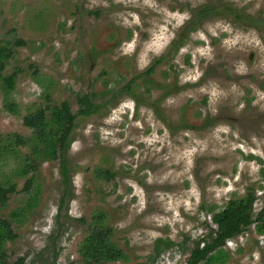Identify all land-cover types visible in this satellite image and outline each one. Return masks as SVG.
Segmentation results:
<instances>
[{
  "label": "rangeland",
  "instance_id": "1",
  "mask_svg": "<svg viewBox=\"0 0 264 264\" xmlns=\"http://www.w3.org/2000/svg\"><path fill=\"white\" fill-rule=\"evenodd\" d=\"M220 3L264 17V0H0V42H12L14 50L3 74L17 73L11 100L19 108V114L8 111L0 89V140L30 137L24 118L40 108L67 101L78 115V94L93 92L103 102L109 89L166 56L151 78L152 96L140 84L138 100L124 95L99 114L78 116L68 189L59 161L44 162L22 146L16 148L20 158L4 160L17 192L0 218L24 206L27 180L42 192L25 224H15L19 238L6 245L8 264H53L55 249L57 264H82L79 246L98 212L130 256L111 264L148 262L160 238L178 244L162 254L187 264L192 242L180 244L216 227L208 209L221 210L251 187L254 217L264 208V27L212 16L177 54L170 51L196 12ZM183 112L190 124L210 118L217 124L175 129ZM25 157L36 170L20 178L13 171ZM97 169L114 177L99 179ZM258 238L252 227L228 243V264H264Z\"/></svg>",
  "mask_w": 264,
  "mask_h": 264
},
{
  "label": "trees",
  "instance_id": "2",
  "mask_svg": "<svg viewBox=\"0 0 264 264\" xmlns=\"http://www.w3.org/2000/svg\"><path fill=\"white\" fill-rule=\"evenodd\" d=\"M218 15L230 17L238 24L264 27L263 16H253L228 3H220L214 6L208 5L196 12L193 19L188 22L179 37L172 44L170 51L173 52V55L177 54L185 46L191 34L200 24L206 19ZM14 44L17 46L25 45L23 41H17ZM12 46V42L7 44H1L0 42V89L5 96L4 107L13 114H19L18 105L11 100L16 86L17 73H13L10 76L3 74L7 64L14 55ZM165 59L166 56L156 59L143 73L136 75L117 89H109L106 94H109L110 98L103 102H99L97 94L93 92L78 94L77 101L80 106L78 115L73 113L70 103L66 101L60 105L40 108L25 116L24 125L32 131L30 137L9 135L7 138L0 140V180H2V183H0V208H6L11 197L17 192V187L12 182V176L3 170V167L7 166L5 163L8 158H20L19 152L16 150L17 147L28 148L31 151V154L28 155H33L44 162L59 161L63 181L66 189H68L71 184L68 154L73 143V133L77 126L76 121L78 116L89 117L99 114L111 102L119 101L124 95L132 96L138 100L137 91L140 84L146 93L152 96V92L156 87H154L155 83L151 78ZM165 74L168 75V71ZM175 90L178 92V89ZM172 92L170 89L167 90L163 98L171 95ZM150 105L155 109L160 118L165 120L159 103L152 102ZM196 116L200 117L202 114L197 113ZM182 122V126L175 127V129L205 130L217 124V120L214 118L206 119L200 126L190 124L184 121V112ZM23 159L22 167L13 171L15 176L20 178L36 170L34 162L29 157ZM4 160L5 163H3ZM96 177L111 180L114 175L110 171L97 169ZM34 184L33 179L27 180L22 192L28 195L29 198L25 201L24 206L12 211L8 219L0 218V264H8L7 243L15 242L19 238L15 231V224H25L27 216L39 204L42 192L40 187H34ZM260 188H263V186L260 185ZM256 201V190L254 187H251L244 197L231 199L221 210L208 209L207 213L212 216V223L216 227L208 225L209 232L206 235L201 236L195 241H191V238L186 237L184 242L180 244L186 246L189 242H192L187 264H228L230 253L226 250V245L229 241L237 239L246 231H251L252 227H254L257 235H264V208L254 217ZM63 208L64 203L62 202L61 209ZM93 224L90 233L79 246V253L84 259L82 264L128 262L130 256L112 240L113 229L107 225L105 213L98 212L94 216ZM177 245V243L170 239L160 238L155 243L154 252L149 257V261L138 264H154L162 252ZM59 257L60 252L55 249L53 264H57ZM22 262L23 260L21 259L19 264H22Z\"/></svg>",
  "mask_w": 264,
  "mask_h": 264
},
{
  "label": "built area",
  "instance_id": "3",
  "mask_svg": "<svg viewBox=\"0 0 264 264\" xmlns=\"http://www.w3.org/2000/svg\"><path fill=\"white\" fill-rule=\"evenodd\" d=\"M259 244L264 247V235H259ZM234 240L229 241L228 243H232ZM227 243V244H228ZM173 256L170 252L162 254L157 260L156 264H173Z\"/></svg>",
  "mask_w": 264,
  "mask_h": 264
}]
</instances>
